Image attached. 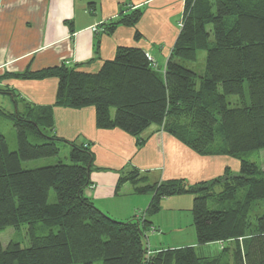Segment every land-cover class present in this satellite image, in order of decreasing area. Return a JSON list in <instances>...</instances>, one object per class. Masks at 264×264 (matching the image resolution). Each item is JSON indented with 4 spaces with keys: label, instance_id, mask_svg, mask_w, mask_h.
<instances>
[{
    "label": "trees",
    "instance_id": "16d2710c",
    "mask_svg": "<svg viewBox=\"0 0 264 264\" xmlns=\"http://www.w3.org/2000/svg\"><path fill=\"white\" fill-rule=\"evenodd\" d=\"M141 16L139 7L132 8L104 23L103 31L135 27ZM140 36L135 30L134 40ZM200 51L203 72L190 67ZM14 75L55 77L57 88L50 105L0 109L16 137V149L9 150L0 132V232L27 225L26 246L0 243V264H264V213L250 220L251 206L264 201L262 166L238 158L236 172L226 167L222 175L193 184L120 169L117 188L129 181L135 193L151 194L147 215L156 213L165 197L193 196L196 245L149 252L150 220H115L84 194L95 168L89 143L52 133L55 106H93L96 127L120 129L137 145L146 141L141 133L157 125L200 155L236 158L264 149V0H184L163 72L142 48L119 45L95 72L62 63ZM58 142L70 146L68 162L22 167V161L56 156ZM211 242L220 243L216 255L196 252Z\"/></svg>",
    "mask_w": 264,
    "mask_h": 264
},
{
    "label": "crops",
    "instance_id": "0c3cea01",
    "mask_svg": "<svg viewBox=\"0 0 264 264\" xmlns=\"http://www.w3.org/2000/svg\"><path fill=\"white\" fill-rule=\"evenodd\" d=\"M183 1L0 0V95L12 107L4 111L23 110L26 104L50 105L55 100V77L27 79L14 74L62 63L95 72L104 60L114 57L119 45L142 48L155 66L160 62L164 68L178 33L174 22L178 18L179 26ZM135 7L142 10L135 27L118 25L110 34L103 31L104 23L116 20L120 13ZM135 30L141 34L137 41ZM52 113L53 134L69 142L89 143L95 168L90 173L91 185L84 194L96 207L115 220L134 217L150 220L146 232L149 252L196 245L192 220H178L181 210L191 208L189 195L165 197L160 201L159 210L147 215L151 194L135 193L129 181L117 188L119 171L122 168L148 170L153 180L181 177L193 184L222 175L226 167L238 170L239 161L235 157L197 154L157 125L145 129L140 136L146 141L137 145L135 137L120 129L96 127L93 106H55ZM183 233L188 235V240ZM216 244L220 247L219 242L204 244L213 245L210 255H216Z\"/></svg>",
    "mask_w": 264,
    "mask_h": 264
},
{
    "label": "rangeland",
    "instance_id": "374dc122",
    "mask_svg": "<svg viewBox=\"0 0 264 264\" xmlns=\"http://www.w3.org/2000/svg\"><path fill=\"white\" fill-rule=\"evenodd\" d=\"M177 21H178V18L174 22V26L176 27V32H177V29L179 30V26H177V23H178ZM190 67L196 69L198 72H203V70H204V52H202V51L199 52L196 62L192 63L190 65ZM156 68L158 69L159 72H163V64L162 63L160 64V62H158V65L156 66ZM0 108L3 110H7V111L8 110L10 111L12 108L11 105L8 102H6V99H4V97L2 95H0ZM0 132H1V134H3V136L5 138L8 149L9 150H15L16 149V137H15V131L13 128V124H12V121L10 119L0 117ZM216 136L218 139L219 135L217 134ZM30 139H32V140L34 139L35 141H37L32 136H30ZM81 143L82 142H80V143L76 142V144H78V145ZM57 146L59 148V151H58V154L56 156L39 158V159L29 160V161H22V163H21L22 167L32 168V167H36V166H45V165H49V164H54L57 161H61L64 163L68 162L69 161L68 155H69L70 146L64 142H58ZM238 158L253 161L257 165L262 166L264 168V149L251 150V151L236 154V159L238 160ZM230 170L232 172L237 171V170H232V169H230ZM160 172H161V169H160ZM243 192H244L243 189H240L238 192V196H242ZM184 195L185 196L189 195L191 198H193V196L191 194H184ZM54 200H55V194H54L53 190H50L49 202H53ZM208 205L210 208L215 207L211 202H208ZM180 212L181 213L178 216L179 221L186 222V220H188V219L192 220L191 211L189 209L185 208V209L181 210ZM165 213H167V212H165ZM262 213H264V201L257 200L251 206L250 220L253 221L254 217L256 215H260ZM26 227H27V225L22 224L18 228H12V227L6 228L4 231L0 232V243L2 245H5L9 240H14V241H18L22 246H26L27 245V241L25 238L26 237L25 236ZM159 232H163V231H159ZM168 234L170 235L171 233H168ZM174 235L178 236L176 233ZM183 237H185V239L188 240L187 234L183 233ZM198 247H201V248L199 249ZM212 249H213V245L210 247H206L204 245H201V246H197L196 252L199 254L210 255V254H213ZM219 249H220L219 246L216 244L215 245V254H217L220 251ZM78 264H80V263H78Z\"/></svg>",
    "mask_w": 264,
    "mask_h": 264
},
{
    "label": "built area",
    "instance_id": "2783aa9c",
    "mask_svg": "<svg viewBox=\"0 0 264 264\" xmlns=\"http://www.w3.org/2000/svg\"><path fill=\"white\" fill-rule=\"evenodd\" d=\"M149 56V55H148ZM150 58V57H149ZM150 60L152 61V58H150ZM152 65L155 66V63L152 61Z\"/></svg>",
    "mask_w": 264,
    "mask_h": 264
}]
</instances>
